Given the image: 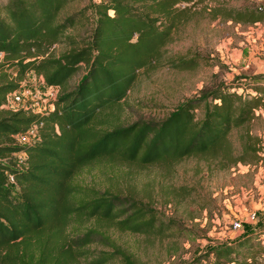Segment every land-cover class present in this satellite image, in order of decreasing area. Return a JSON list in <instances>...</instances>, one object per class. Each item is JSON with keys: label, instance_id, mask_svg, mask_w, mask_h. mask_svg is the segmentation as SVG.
<instances>
[{"label": "trees", "instance_id": "1", "mask_svg": "<svg viewBox=\"0 0 264 264\" xmlns=\"http://www.w3.org/2000/svg\"><path fill=\"white\" fill-rule=\"evenodd\" d=\"M72 1L0 3V259L10 264H29L10 254L20 242L28 246L52 228L59 232L71 219H94L121 231L156 236L177 226L149 202L79 182V172L94 163L173 165L189 156L216 155L232 164L259 159L257 138L247 128L239 135V153L228 134L247 126L256 111L264 109V87L258 86L264 85V73L248 80L256 82L251 84L255 94L223 83L201 90L162 120L122 125L108 117L126 96L137 71L151 65L173 31L189 20L192 5L203 0H101L88 7L94 10L95 23L87 37L81 35L85 11L59 20ZM214 12L236 23L264 22V3L256 1L220 6ZM77 30L78 35L69 32ZM59 43L68 47L55 55L52 49ZM81 70L84 75L71 88V79ZM31 72L58 89L54 110L35 113L7 106L9 93L21 89ZM35 124H41L37 138L19 143L17 134ZM18 153H25V158H17ZM10 175L17 188L11 186ZM259 230L248 227L235 241L214 246L188 264H205L209 256L212 264H254L252 240Z\"/></svg>", "mask_w": 264, "mask_h": 264}, {"label": "rangeland", "instance_id": "2", "mask_svg": "<svg viewBox=\"0 0 264 264\" xmlns=\"http://www.w3.org/2000/svg\"><path fill=\"white\" fill-rule=\"evenodd\" d=\"M100 1L74 0L63 8L59 20L85 11L86 26L81 35L87 37L95 23L94 10L88 7ZM252 1L264 3L203 0L192 5L189 20L173 31L171 40L156 52L150 66L137 71L126 96L108 113L110 121L128 125L140 119L162 120L201 90L223 83L239 85V92L255 94L251 86L255 81L248 80L264 73V22L236 23L214 12L220 6L241 7ZM78 18L83 20V15ZM79 31L69 32L78 35ZM67 47V43L56 44L53 54L59 55ZM190 63L193 65L187 68ZM84 73L81 70L71 79V88ZM246 86L251 88L246 91ZM24 87L34 94L35 101H30L36 104L31 107L33 112L54 108L53 89L43 76L29 73ZM243 128L257 138V161L232 164L219 155L189 156L173 165L102 160L79 172V182L142 199L158 208L165 218L176 220L177 226L168 234H135L109 222L71 219L60 226L59 232L52 228L40 240L34 237L28 246L20 242L10 254L29 264H188L254 227L261 232L252 240L254 264H264V215L260 211L264 204V109L257 110L247 126L228 134L235 153L241 150L239 135ZM16 139L22 143L19 137ZM16 156L23 160L26 154ZM10 184L17 188L16 183ZM253 211L258 215L255 223H245L240 231L232 229L234 220L246 218ZM213 262L212 256L204 261ZM0 264H10V260L0 259Z\"/></svg>", "mask_w": 264, "mask_h": 264}, {"label": "built area", "instance_id": "3", "mask_svg": "<svg viewBox=\"0 0 264 264\" xmlns=\"http://www.w3.org/2000/svg\"><path fill=\"white\" fill-rule=\"evenodd\" d=\"M2 55H3V53L0 52V56H2ZM24 85H23V87H24ZM50 88L53 89V91L51 93L52 100H55L57 98V95H58V89H55V87L51 86V85H50ZM33 96H34V94H33L31 88L26 89V87H24L23 89L16 90L14 92L9 93L7 106L9 108H12V109H21V108L32 109L31 107L36 105L35 102L30 103V101H35ZM52 100H51V105L54 106V103L52 102ZM46 108L47 107H44L45 112H50V111L54 110V108L52 110L49 108L50 111H47L48 109H46ZM44 111L40 110V112H35V113H45ZM39 125H41V124H35V125L31 126L28 131L23 132V133H19V134H17L16 137H19V139L21 140L22 143H32L38 136ZM10 182L16 183L15 178L12 175H10ZM260 211L264 215V204L262 205ZM257 217H258L257 212L253 211V212L249 213L246 216V218L234 220L232 222V229L234 231H240L243 229V225L245 223H247V224L255 223L257 221Z\"/></svg>", "mask_w": 264, "mask_h": 264}, {"label": "crops", "instance_id": "4", "mask_svg": "<svg viewBox=\"0 0 264 264\" xmlns=\"http://www.w3.org/2000/svg\"><path fill=\"white\" fill-rule=\"evenodd\" d=\"M262 74V73H261Z\"/></svg>", "mask_w": 264, "mask_h": 264}]
</instances>
